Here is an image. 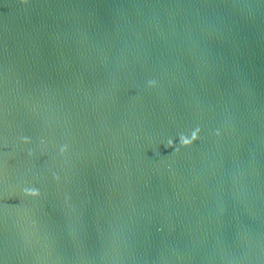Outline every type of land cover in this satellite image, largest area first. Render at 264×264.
<instances>
[{"label":"water","instance_id":"obj_1","mask_svg":"<svg viewBox=\"0 0 264 264\" xmlns=\"http://www.w3.org/2000/svg\"><path fill=\"white\" fill-rule=\"evenodd\" d=\"M64 147L0 70V264H162Z\"/></svg>","mask_w":264,"mask_h":264},{"label":"clouds","instance_id":"obj_2","mask_svg":"<svg viewBox=\"0 0 264 264\" xmlns=\"http://www.w3.org/2000/svg\"><path fill=\"white\" fill-rule=\"evenodd\" d=\"M199 132H200V129L197 128L195 131H193L191 133L190 137L189 136H186V135H181L179 137V143H180V145L183 146V147L190 146L194 141H196L199 138ZM217 134H219V133H217ZM29 142L30 141L27 140V139L24 140V143H29ZM167 146L170 147V148L175 149L177 152L179 151V148L176 147V144H175V142L172 139H169L167 141ZM66 151H67V148L66 147H64V148L61 149V153H64ZM57 179H58V177H57ZM25 195L32 196V197H37V196L40 195V193L36 189H26L25 190Z\"/></svg>","mask_w":264,"mask_h":264}]
</instances>
